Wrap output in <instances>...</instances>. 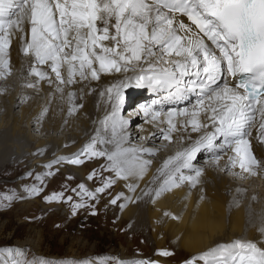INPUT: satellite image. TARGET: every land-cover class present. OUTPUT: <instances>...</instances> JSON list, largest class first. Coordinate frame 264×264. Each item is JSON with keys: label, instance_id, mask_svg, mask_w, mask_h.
<instances>
[{"label": "bare ground", "instance_id": "6f19581e", "mask_svg": "<svg viewBox=\"0 0 264 264\" xmlns=\"http://www.w3.org/2000/svg\"><path fill=\"white\" fill-rule=\"evenodd\" d=\"M30 29V23L25 20L19 28L0 33V41H6L0 50V172L6 173L13 166L16 170L23 165L27 171L35 168L40 189L37 207L43 215L65 210L64 218L67 214H84L77 218L85 225H96L100 217H105L112 218L117 227L129 224L134 230L144 229L147 224L151 230L148 240L152 239L155 249H163L169 240L175 253L187 254L190 258L201 256L218 245L231 246L233 252L240 254H244L240 245L248 243L264 250V128L261 127L264 116L257 111L261 107L259 103L252 102L245 110L246 116L253 117L246 125L245 139L258 161V165L252 166V172L241 168V157L234 151L236 145L225 143L223 136L213 141L215 151L201 148L189 162L191 167H180L182 158L178 157L201 137L215 131L208 119L213 114L212 109L230 103L214 95L225 85L235 89L224 70L217 75L216 83L209 82L207 86L200 80L205 77L203 72L193 83L197 78L193 68H189V73L181 77L179 83L153 82L150 85L148 78L156 76L162 66L158 62H153L150 68L143 60H132L129 64L119 61L120 71L115 68L102 71L97 62L93 65L97 78L94 79L88 69V82L81 84L78 81L84 76L77 61L70 86L65 90L56 86L60 79L52 70L53 61L40 63L31 50L25 52L31 43ZM178 34L184 35L183 31ZM204 42L213 49L205 39ZM102 43L107 45L108 41ZM28 54L34 56L38 65L28 62ZM23 70L33 75L34 81L23 77ZM85 70L86 67L83 74ZM59 71L69 80L66 62L61 63ZM135 76L145 79L139 84ZM133 81L136 87L127 92ZM121 82L127 87L121 86ZM22 85L39 92L24 89ZM118 88L122 100L115 109L114 127L112 114ZM35 93H42L44 98H38ZM121 102L124 107L134 102L138 105L132 110L128 107L123 116ZM120 120L127 123L121 127ZM193 121L207 126L193 131ZM32 131L39 132L43 138L31 134ZM136 140L139 143H135ZM89 145L94 146L89 149ZM91 151L104 152L105 156H93ZM115 152H122V159L137 172L143 165L142 178H117L115 172L109 170L111 162L107 159ZM74 159L82 163H72ZM25 160L27 164L22 163ZM93 172L96 174L89 179ZM181 174L193 177L195 186L187 179L178 181L179 186L157 197L156 192L169 176L177 179ZM109 178L115 179V183L97 193L96 189L103 187ZM80 185L86 191H82ZM89 192L95 193L94 199L87 195ZM53 193H62V198L48 202L45 198ZM114 199L115 204L111 202ZM37 201L29 200L22 206L30 207ZM76 204L82 208L75 207ZM87 215L89 217L83 218ZM109 252L111 259L119 264L135 259L170 264L157 254L150 258L129 254L123 246L111 247Z\"/></svg>", "mask_w": 264, "mask_h": 264}, {"label": "snow or ice", "instance_id": "6c2138e0", "mask_svg": "<svg viewBox=\"0 0 264 264\" xmlns=\"http://www.w3.org/2000/svg\"><path fill=\"white\" fill-rule=\"evenodd\" d=\"M177 13L187 16L196 26L199 31L195 36L192 28L177 19ZM25 20L31 25V43L25 52L31 50L40 63L53 61L52 70L57 79L61 77V63L66 62L69 83L74 75V62L77 61L81 76L87 67L94 79L97 78V71L93 65L97 62L102 71L111 68L120 71L119 61L129 64L132 60H143L150 68L153 62H158L162 66L158 68L156 76L148 78L150 85L153 82L179 83L180 78L189 73V68L195 69L197 78L203 72L208 81L215 82L226 63L227 71L233 76L241 74V81L235 89L225 85L220 91L214 92L217 99H227L230 103L220 109H212L213 114L208 119L215 131L201 137L178 157L182 158L180 167H191L189 162L201 148L215 151L213 141L217 136H223L229 145H236L234 151L241 157L242 169L252 172V166L258 165L245 139L248 134L246 125L253 119L245 115V110L251 107L252 102H256L261 105L257 111L264 116V100L261 99L264 97V0H153L152 3L147 0H0V33L13 27L19 28ZM180 31H183V36L178 34ZM204 37L219 50V56L204 42ZM104 41H108V44L102 43ZM4 44L6 41H0V50ZM97 48L101 51L97 52ZM172 56L182 59H167ZM143 79L144 76H139L137 83ZM60 82L64 83L62 79ZM121 86L127 87V84L121 82ZM240 88L244 89L243 93L237 91ZM120 100L122 95L118 88L112 114L114 127L117 122L115 109ZM126 123L119 121L121 127ZM192 126L193 131H196L207 125L193 121ZM261 127L264 128V124ZM165 139L168 137L165 136ZM93 146L88 147L92 149ZM91 155L105 156V153L91 151ZM122 157V152L108 155L107 159L111 162L109 170L114 171L120 179H128L129 176L142 178L144 166L141 165L137 172ZM71 162L82 163L79 159ZM179 170V167L176 168L177 172ZM95 174L93 172L89 179ZM196 175H200L199 169ZM185 179L195 186L193 177L181 174L174 179L169 176L156 192L157 197L179 186L178 181L183 182ZM113 183L115 179L109 178L96 192L102 193ZM79 188L86 191L83 185ZM39 191L37 188L31 189L33 195H38ZM62 195L53 193L45 199L51 202L61 199ZM87 195L95 198V193L89 192ZM67 199L70 201L72 197ZM111 202L115 204L116 200ZM81 206L75 205L77 208ZM240 247L244 254L233 252L231 246L218 245L200 258L211 257L205 264H264V250L253 243ZM159 254L171 255L169 252ZM137 264L152 262L141 260Z\"/></svg>", "mask_w": 264, "mask_h": 264}, {"label": "rangeland", "instance_id": "374dc122", "mask_svg": "<svg viewBox=\"0 0 264 264\" xmlns=\"http://www.w3.org/2000/svg\"><path fill=\"white\" fill-rule=\"evenodd\" d=\"M98 50L100 48L96 49V51ZM28 57L30 64L38 65L34 62L33 55L28 54ZM86 69L87 71L85 70L83 74L84 78L78 81L81 84L88 82L89 72L87 67ZM23 77L34 81L33 75H29L25 70H23ZM138 77L135 76L136 81ZM60 79L64 83L59 80L56 86L61 89H68L70 85L64 75H61ZM143 81L140 80L139 82ZM136 83L130 82L127 92H130L132 87H136ZM22 87L35 90L26 85H22ZM47 90L55 92L48 87ZM35 92H39V90H35ZM56 95L58 96L59 93ZM36 96L44 98L42 93ZM137 105L134 102L128 107L132 110ZM128 107L120 106L123 116L126 115ZM31 134L43 138L42 134L37 131H32ZM135 143L139 142L136 140ZM102 157L100 156V158ZM27 161L22 163L27 164ZM37 187L38 173L35 168L27 171L25 165L19 166L18 170L13 166L6 170V173L5 171L4 173L0 172V264H119L118 261L111 259L112 255L109 252L111 247L117 248L119 246H123L129 254L136 253L135 255H144L145 258L157 254L164 259L165 263L170 264H186L188 261H191L192 264H205L206 260L211 259V257L201 259L203 254L192 258L187 254L179 255L175 253L176 251L173 250L169 240H166L163 249H155L152 239L148 240L151 230L147 224L144 225V229L134 230L130 228L129 224L117 227L115 222H112V218L100 217V223L85 225L80 223L81 220L78 219L84 214H67L64 218L65 210H60L59 214L55 215H53V211H49L45 216L37 207L39 194L33 195L31 193V189ZM29 200H36L37 202H32L34 205L30 207H23L22 205ZM85 217L89 216L83 218ZM146 231L148 232L146 233ZM21 243H24L22 247H18ZM161 252H169L171 255H160ZM72 255L77 257H71ZM138 261L141 259L132 260L127 264Z\"/></svg>", "mask_w": 264, "mask_h": 264}]
</instances>
